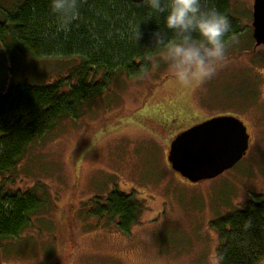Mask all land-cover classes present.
I'll return each mask as SVG.
<instances>
[{"label": "rangeland", "instance_id": "374dc122", "mask_svg": "<svg viewBox=\"0 0 264 264\" xmlns=\"http://www.w3.org/2000/svg\"><path fill=\"white\" fill-rule=\"evenodd\" d=\"M221 4L235 32L211 79L181 83L164 62L152 65L149 79L114 88L97 103L101 109L85 108L78 120H62L0 176L6 189L48 191L55 204L33 217L28 230L0 241V264H220L213 222L255 194L264 198V45L252 38L253 0ZM33 62L35 69L28 68L30 57L10 65L14 80L54 81L70 68L55 59ZM224 115L246 124V153L218 176L190 182L167 160L171 139ZM114 189L140 203L127 232L114 222L97 225L80 210ZM70 206L75 249L65 262Z\"/></svg>", "mask_w": 264, "mask_h": 264}, {"label": "trees", "instance_id": "16d2710c", "mask_svg": "<svg viewBox=\"0 0 264 264\" xmlns=\"http://www.w3.org/2000/svg\"><path fill=\"white\" fill-rule=\"evenodd\" d=\"M9 1L8 7L0 5V42L10 65L23 64L30 57L28 68L35 69L38 64L33 61L46 59L70 68L54 81H43L14 80L10 66L7 88L0 94V176L15 169L29 148L62 120H78L85 108L101 109L97 103L108 99L107 93L114 88L149 79L152 64L146 57L158 55L150 48L151 33L158 25L155 18L144 20L149 9L141 0H80L78 16L67 30L58 28L49 0ZM207 6L227 15L221 0H207ZM159 21L163 27V18ZM137 26L142 33L138 42L134 38ZM234 32L231 27L225 39ZM4 181L0 182V241L28 230L33 217H41L49 202L51 208L55 205L48 191L40 196L34 189L12 191ZM241 205L213 222L220 264H256L264 258V198L255 194ZM80 210L97 225L114 222L127 232L140 214V203L114 189L105 197L92 198ZM72 212L70 206L68 232L64 231L65 262L75 249Z\"/></svg>", "mask_w": 264, "mask_h": 264}, {"label": "clouds", "instance_id": "9594fccd", "mask_svg": "<svg viewBox=\"0 0 264 264\" xmlns=\"http://www.w3.org/2000/svg\"><path fill=\"white\" fill-rule=\"evenodd\" d=\"M149 9L146 19L155 18L158 27L151 33L156 57L146 59L158 67L164 62L181 83L211 79L226 58L225 36L231 29L227 15L207 6V0H141ZM80 0H49L58 28L67 30L78 16ZM159 17L163 18V27ZM138 26L134 38L140 40Z\"/></svg>", "mask_w": 264, "mask_h": 264}, {"label": "water", "instance_id": "95a60500", "mask_svg": "<svg viewBox=\"0 0 264 264\" xmlns=\"http://www.w3.org/2000/svg\"><path fill=\"white\" fill-rule=\"evenodd\" d=\"M252 38L264 45V0H253ZM10 62L0 42V94L10 79ZM249 133L243 121L224 115L208 118L174 136L167 160L190 182L214 178L234 166L248 149Z\"/></svg>", "mask_w": 264, "mask_h": 264}, {"label": "bare ground", "instance_id": "6f19581e", "mask_svg": "<svg viewBox=\"0 0 264 264\" xmlns=\"http://www.w3.org/2000/svg\"><path fill=\"white\" fill-rule=\"evenodd\" d=\"M245 124V123H244ZM246 125V124H245ZM247 127V126H246Z\"/></svg>", "mask_w": 264, "mask_h": 264}]
</instances>
